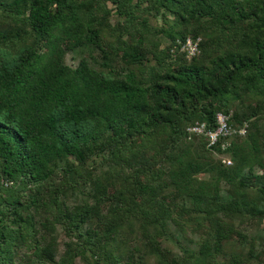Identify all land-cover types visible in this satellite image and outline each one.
Here are the masks:
<instances>
[{"label":"trees","instance_id":"1","mask_svg":"<svg viewBox=\"0 0 264 264\" xmlns=\"http://www.w3.org/2000/svg\"><path fill=\"white\" fill-rule=\"evenodd\" d=\"M77 262L264 264V0H0V264Z\"/></svg>","mask_w":264,"mask_h":264},{"label":"built area","instance_id":"2","mask_svg":"<svg viewBox=\"0 0 264 264\" xmlns=\"http://www.w3.org/2000/svg\"><path fill=\"white\" fill-rule=\"evenodd\" d=\"M199 38L186 37L177 40L180 45V51L184 52L187 57H192L198 52ZM228 116L225 113L218 112L215 116L216 126L214 128H206L204 123H194L186 128L188 138L194 136H203L209 146L218 142L221 137H229L233 134L243 135L245 133V124L240 127H232L227 122ZM223 162L229 163L227 158L222 159Z\"/></svg>","mask_w":264,"mask_h":264},{"label":"rangeland","instance_id":"3","mask_svg":"<svg viewBox=\"0 0 264 264\" xmlns=\"http://www.w3.org/2000/svg\"><path fill=\"white\" fill-rule=\"evenodd\" d=\"M164 43H166L167 42V40L166 39H164V41H163ZM73 56H72V54H68L67 55V57H66V61L68 62V63H71V64H73V63H75L76 62V60L74 59V58H72ZM249 234H262L263 232L262 231H256L254 228H252V227H249V226H247V227H245L244 228ZM184 243L185 244H188L187 243V241H185L184 240ZM77 264H81L80 262H77Z\"/></svg>","mask_w":264,"mask_h":264}]
</instances>
